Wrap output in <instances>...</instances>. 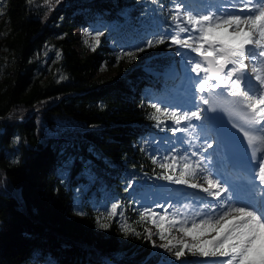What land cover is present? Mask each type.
Segmentation results:
<instances>
[{
	"label": "trees",
	"instance_id": "1",
	"mask_svg": "<svg viewBox=\"0 0 264 264\" xmlns=\"http://www.w3.org/2000/svg\"><path fill=\"white\" fill-rule=\"evenodd\" d=\"M153 10L163 22L151 0H9L0 23V264H154L174 256L152 251L138 190L162 173L151 145L165 131L148 118V104L165 94L175 56L167 43L124 56L101 80L94 72L99 61L111 63L107 40L87 51L74 36L75 25L99 23L122 53ZM69 143L78 159L65 171ZM81 160L92 161L95 182ZM108 199L121 215L107 218Z\"/></svg>",
	"mask_w": 264,
	"mask_h": 264
},
{
	"label": "snow or ice",
	"instance_id": "2",
	"mask_svg": "<svg viewBox=\"0 0 264 264\" xmlns=\"http://www.w3.org/2000/svg\"><path fill=\"white\" fill-rule=\"evenodd\" d=\"M151 3L168 15L161 22L153 10L151 17L138 19L133 31L142 38L135 43L134 50L123 51L118 59L127 56L134 60L138 53L166 43L169 47L176 46L174 55L181 58L179 69L173 62L163 74L165 89L168 78L176 81L173 86L176 95L171 102L157 96L148 104L153 110L148 118L154 121V127L171 133V138H161V142L169 145L165 154L154 155L152 162L162 170L156 179L198 190L206 196L193 194L183 204L184 209L191 210L190 214L177 208L170 215L173 203L167 207L158 203L156 207L163 214L144 207L141 219L150 218L159 240L164 241L160 247L176 260L187 249L193 256L216 258L212 264H264V155L255 148L257 142L264 144V0H170L169 8L161 0ZM102 34L96 31L92 51L100 44ZM145 71L162 75L152 67ZM152 95L146 93L147 97ZM217 112H224L229 120L209 115ZM201 139L203 143H198ZM15 142L19 143V138ZM185 144L189 147L183 148ZM69 148L74 149L75 145L69 143L64 149L65 171L78 159L68 152ZM249 150L251 156L241 161L248 173L247 181L237 184L230 173L240 153L247 155ZM89 151L95 154L94 149ZM81 162L85 165L84 174L95 182L92 161ZM103 162L111 166V162ZM128 177L134 182L133 174ZM132 187L129 182L127 189ZM75 191L79 194L82 189L78 187ZM119 208V203H112L110 210H104L107 218L121 215ZM77 214L84 213L78 210ZM121 228L130 231L126 224ZM173 228L190 238L191 243L186 240L174 243V238L165 234L166 229ZM213 233V238L203 239ZM147 239L152 240L151 232L147 233ZM144 264L152 262L146 259ZM163 264L171 262L164 260Z\"/></svg>",
	"mask_w": 264,
	"mask_h": 264
},
{
	"label": "rangeland",
	"instance_id": "3",
	"mask_svg": "<svg viewBox=\"0 0 264 264\" xmlns=\"http://www.w3.org/2000/svg\"><path fill=\"white\" fill-rule=\"evenodd\" d=\"M0 23L3 21L4 14L8 9L9 6V0H0ZM171 7L170 0L168 1V4L166 5V8ZM164 17L168 15V12L166 10H163ZM100 30L103 32V34L100 36L104 37V39L107 40V47L109 49V54L112 55V59L109 60L108 62H111L110 64H105L103 60L99 61L97 63V66L95 68V78H99L101 80L108 79L110 76H112L115 73L116 70V61L117 57H119L121 47L115 45L114 40L107 36L105 26L96 23V22H91L86 25H75L74 26V36L77 40L76 43V48L81 50V48L84 46L87 51H92L91 46L95 44V34L96 31ZM85 32H91V35H86ZM182 35H187V34H182ZM134 40H126L125 45H130V50H134L135 43L138 42L142 36L140 33L134 32L133 36ZM87 41V43H85ZM102 44L97 46L99 47ZM96 47V48H97ZM169 49L172 50L173 53L177 51L176 46L169 47ZM177 61H180V57L176 56ZM173 82V83H172ZM171 86L168 88V91H166V99L169 97L168 93H175L174 89V84L176 81L173 79V81H170ZM163 106V105H162ZM169 124L171 123L170 121L168 122ZM182 134H178L180 136ZM165 136L171 138V133L169 131L166 132ZM153 146V147H152ZM151 146V151L155 153V155H158L159 157H162L161 154H165V149L167 148V144L164 142H161V138H159L157 141H154ZM153 148V150H152ZM200 183H203L202 180H200ZM182 185H174L170 184L168 182H157L156 179L152 181L150 184L145 183L142 185V187L138 190L139 194V206L144 209V207H151L154 211L163 214V210L161 208L156 207L158 203H162L167 207L168 203H173V208L169 209V214L171 215L173 212L176 211L177 208H180V210H183V204L186 203L187 201L191 200L190 195L182 197L183 199L177 198V194L182 195V190H181ZM185 198V199H184ZM114 203V201H110L109 199L104 201L103 206L110 210L111 204ZM151 232L152 233V247H153V242H155L156 247H153L155 251H160V252H165L160 245L163 243L161 240L158 238L157 234V229L150 223L148 225V230L147 233ZM166 236H171L173 239V242L175 243L176 241H180L176 239L177 235H180V237L184 236L183 233L173 229H166ZM212 237V236H211ZM210 236L208 237H203V239H211ZM186 240V242L191 243L190 238L188 239H183ZM187 251V249H186ZM188 252V251H187ZM167 258V257H166ZM184 258V257H182ZM176 260L175 256H168L166 259L167 261H170L171 264H182L184 259ZM216 258L212 257H200L199 255L193 256L191 258L185 259V262H195L197 264H212V261Z\"/></svg>",
	"mask_w": 264,
	"mask_h": 264
},
{
	"label": "bare ground",
	"instance_id": "4",
	"mask_svg": "<svg viewBox=\"0 0 264 264\" xmlns=\"http://www.w3.org/2000/svg\"><path fill=\"white\" fill-rule=\"evenodd\" d=\"M194 54V53H193ZM195 55V54H194ZM192 75H194V74H192ZM237 183V182H236ZM184 194L185 193H187V194H189V192H183ZM185 196V195H184ZM215 236V233H214V235L211 237V238H213ZM176 239H178V240H183V239H188L187 237H185V236H182V237H180V235H177V237H176Z\"/></svg>",
	"mask_w": 264,
	"mask_h": 264
}]
</instances>
